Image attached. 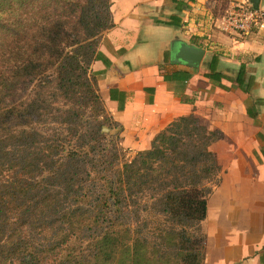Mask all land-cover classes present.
Returning a JSON list of instances; mask_svg holds the SVG:
<instances>
[{"label":"trees","instance_id":"trees-1","mask_svg":"<svg viewBox=\"0 0 264 264\" xmlns=\"http://www.w3.org/2000/svg\"><path fill=\"white\" fill-rule=\"evenodd\" d=\"M0 14V264H203L222 133L191 112L130 155L101 133L89 66L108 0H0ZM219 55L204 76L248 95L254 77L243 63L227 76ZM250 100L254 119L264 101Z\"/></svg>","mask_w":264,"mask_h":264},{"label":"crops","instance_id":"crops-1","mask_svg":"<svg viewBox=\"0 0 264 264\" xmlns=\"http://www.w3.org/2000/svg\"><path fill=\"white\" fill-rule=\"evenodd\" d=\"M212 2L108 0L110 26L100 33L89 75L111 122L107 132L128 154L148 149L157 132L177 117L194 113L201 99L207 102L217 97L236 98L235 121L241 127L263 119L264 105L254 119L244 110L252 97L264 101V0H258L262 19L246 34L222 31L211 12ZM175 41L204 49L198 68L170 61V47ZM214 52L220 54L216 67L229 77H234L243 63L256 83L248 95L238 88L224 90L212 86L204 76L209 56ZM186 74L188 78L183 79ZM221 82L230 84L226 79ZM247 245L250 243L244 244V249ZM259 255L264 260V253L258 252L246 256L243 263L262 264Z\"/></svg>","mask_w":264,"mask_h":264},{"label":"rangeland","instance_id":"rangeland-1","mask_svg":"<svg viewBox=\"0 0 264 264\" xmlns=\"http://www.w3.org/2000/svg\"><path fill=\"white\" fill-rule=\"evenodd\" d=\"M228 2L213 0L211 3V12L217 18L215 22H219L226 8L235 1ZM0 18L4 15L0 14ZM217 98L207 102L201 99L194 107V114L202 124L222 133L220 139L209 145L217 161L218 173L211 185L208 209L206 205L202 221L205 233L203 264H244L249 250L247 258L258 252L264 253V156L259 151L262 141L256 138V132L262 130L264 117L248 123L249 127H241L235 121L234 97ZM103 126L106 125L101 126V133L110 132L102 129ZM228 212L229 216L226 215ZM216 219L220 229L213 232ZM217 234L223 235L219 239H222V250L227 255L214 260L217 243L212 238ZM249 243L244 249V244Z\"/></svg>","mask_w":264,"mask_h":264},{"label":"built area","instance_id":"built-area-1","mask_svg":"<svg viewBox=\"0 0 264 264\" xmlns=\"http://www.w3.org/2000/svg\"><path fill=\"white\" fill-rule=\"evenodd\" d=\"M262 19V11L251 3L231 2L224 15L218 19L222 31L246 34L255 29Z\"/></svg>","mask_w":264,"mask_h":264},{"label":"water","instance_id":"water-1","mask_svg":"<svg viewBox=\"0 0 264 264\" xmlns=\"http://www.w3.org/2000/svg\"><path fill=\"white\" fill-rule=\"evenodd\" d=\"M254 9L258 8V0H249ZM204 55V49L183 41H175L170 47V61L185 64L186 66L198 68ZM102 129L107 131L108 127Z\"/></svg>","mask_w":264,"mask_h":264},{"label":"bare ground","instance_id":"bare-ground-1","mask_svg":"<svg viewBox=\"0 0 264 264\" xmlns=\"http://www.w3.org/2000/svg\"><path fill=\"white\" fill-rule=\"evenodd\" d=\"M233 102H234V105H235V108H236V98H233L232 99ZM207 205V209H208V203L206 204ZM227 216H229V212L226 214ZM226 227V226H225ZM212 229H213V232H217L219 229H220V222L218 219H216L213 223V226H212ZM223 237V235L221 236ZM219 234L215 235L212 239L215 243H217V246L215 247V253L217 256H214V260H219L221 257L223 256H226L227 253L224 252L222 250V239H219L221 238ZM237 237V236H236ZM213 242V243H214Z\"/></svg>","mask_w":264,"mask_h":264}]
</instances>
